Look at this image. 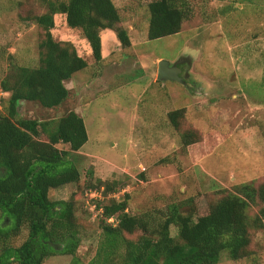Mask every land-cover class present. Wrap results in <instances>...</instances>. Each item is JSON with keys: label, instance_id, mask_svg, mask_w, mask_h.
Instances as JSON below:
<instances>
[{"label": "rangeland", "instance_id": "1", "mask_svg": "<svg viewBox=\"0 0 264 264\" xmlns=\"http://www.w3.org/2000/svg\"><path fill=\"white\" fill-rule=\"evenodd\" d=\"M46 1L0 0V101L9 96L1 85L6 76L39 64L44 30L34 18L45 12ZM150 1L113 0L130 45L121 47L114 32L103 30L98 62L81 31L69 28L65 15H54L53 38L71 42L87 67L65 82L69 96L60 106L22 102L18 108L19 117L39 121L69 110L84 119L88 140L70 153L80 179L49 191L52 200L75 199L81 264L95 253L99 203L127 195L130 214L181 203L184 214L197 217L219 198L237 194L238 186L264 181V0H178L190 17L177 34L157 39L147 38ZM180 59L187 83L156 80L160 60ZM174 109L184 110L176 129L167 116ZM184 132L197 134L194 146L181 143ZM257 209L251 205L247 212L253 216ZM170 231L176 235V227ZM250 235L246 258L231 260L223 252L216 264H264V230ZM26 236L23 229L12 245ZM43 264H72V256L55 254Z\"/></svg>", "mask_w": 264, "mask_h": 264}, {"label": "trees", "instance_id": "2", "mask_svg": "<svg viewBox=\"0 0 264 264\" xmlns=\"http://www.w3.org/2000/svg\"><path fill=\"white\" fill-rule=\"evenodd\" d=\"M46 5L45 12L34 18L44 30L39 64L18 66L1 82L9 96L0 101V264H43L55 254L70 255L72 264H81L75 256L81 240L75 199L52 200L49 191L80 179L70 153L88 140L84 119L73 110L54 121L18 116L22 102L46 109L60 106L69 96L65 82L87 67L71 42L53 38V16L65 15L66 25L81 31L96 62L102 58L103 30L114 32L121 47L130 45L126 29L118 26L120 16L113 0H47ZM147 11L148 39L177 34L190 17L189 8L178 0H152ZM167 116L176 129L184 110H171ZM197 141L196 133L181 134L185 146ZM58 144L68 145L69 150L57 148ZM103 184L106 191L111 189L105 181L97 180L95 185ZM236 191L197 217L184 214L181 203L130 214L127 195L120 201L99 203L100 234L94 256L86 264H216L223 252L231 260L246 258L250 231L264 230V181L244 183ZM251 205L258 207L253 216L247 212ZM110 217L116 222H108ZM23 229L25 240L13 246L12 238ZM137 232L136 238L130 237Z\"/></svg>", "mask_w": 264, "mask_h": 264}, {"label": "water", "instance_id": "3", "mask_svg": "<svg viewBox=\"0 0 264 264\" xmlns=\"http://www.w3.org/2000/svg\"><path fill=\"white\" fill-rule=\"evenodd\" d=\"M177 63L178 61L174 65H170L169 61L160 60L157 65L156 80L183 83V78L179 75L181 69L177 66Z\"/></svg>", "mask_w": 264, "mask_h": 264}, {"label": "flooded vegetation", "instance_id": "4", "mask_svg": "<svg viewBox=\"0 0 264 264\" xmlns=\"http://www.w3.org/2000/svg\"><path fill=\"white\" fill-rule=\"evenodd\" d=\"M175 62L170 63V65H174ZM177 66L181 69V72L179 73V75L183 78V83H187L186 80H187L188 74H187L186 69L184 68L183 59L178 60ZM188 84L190 83L188 82Z\"/></svg>", "mask_w": 264, "mask_h": 264}, {"label": "built area", "instance_id": "5", "mask_svg": "<svg viewBox=\"0 0 264 264\" xmlns=\"http://www.w3.org/2000/svg\"><path fill=\"white\" fill-rule=\"evenodd\" d=\"M92 194H94V192H92ZM98 213H101V209L100 208L98 209ZM107 221L108 222H112V223L116 222V220L113 217H110L109 219H107Z\"/></svg>", "mask_w": 264, "mask_h": 264}, {"label": "crops", "instance_id": "6", "mask_svg": "<svg viewBox=\"0 0 264 264\" xmlns=\"http://www.w3.org/2000/svg\"><path fill=\"white\" fill-rule=\"evenodd\" d=\"M105 34H108V33H105ZM110 36H112L111 34H110ZM113 37V36H112ZM102 41V40H101ZM103 42H104V40L102 41V52H103ZM116 42H114V44H115ZM77 73V72H76Z\"/></svg>", "mask_w": 264, "mask_h": 264}]
</instances>
